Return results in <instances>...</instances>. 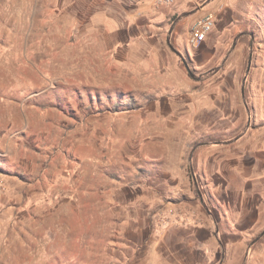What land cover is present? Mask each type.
<instances>
[{"label":"rangeland","instance_id":"374dc122","mask_svg":"<svg viewBox=\"0 0 264 264\" xmlns=\"http://www.w3.org/2000/svg\"><path fill=\"white\" fill-rule=\"evenodd\" d=\"M65 2L0 0V264H264V0L164 64Z\"/></svg>","mask_w":264,"mask_h":264},{"label":"crops","instance_id":"0c3cea01","mask_svg":"<svg viewBox=\"0 0 264 264\" xmlns=\"http://www.w3.org/2000/svg\"><path fill=\"white\" fill-rule=\"evenodd\" d=\"M65 1L69 12H113L111 24L103 26L113 34V42L139 49L144 58L156 57L164 64V59L174 63L180 58L173 49L182 48L187 30L206 15L214 17L213 34L219 15L233 0H172L168 5L156 0H97V6H91L94 0H81L74 7Z\"/></svg>","mask_w":264,"mask_h":264},{"label":"built area","instance_id":"2783aa9c","mask_svg":"<svg viewBox=\"0 0 264 264\" xmlns=\"http://www.w3.org/2000/svg\"><path fill=\"white\" fill-rule=\"evenodd\" d=\"M159 4H171L172 0H156ZM214 26V17L206 15L198 20L194 27L190 30L187 44L189 47L196 49L200 47L206 40L207 36L212 32Z\"/></svg>","mask_w":264,"mask_h":264},{"label":"trees","instance_id":"16d2710c","mask_svg":"<svg viewBox=\"0 0 264 264\" xmlns=\"http://www.w3.org/2000/svg\"><path fill=\"white\" fill-rule=\"evenodd\" d=\"M186 69H187V67H186Z\"/></svg>","mask_w":264,"mask_h":264}]
</instances>
